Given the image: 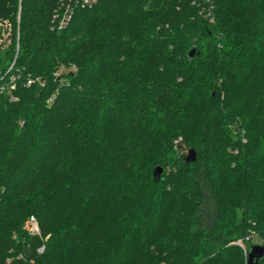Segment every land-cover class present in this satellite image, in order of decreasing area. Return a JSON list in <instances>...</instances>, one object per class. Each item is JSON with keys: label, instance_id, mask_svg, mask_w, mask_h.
<instances>
[{"label": "trees", "instance_id": "obj_1", "mask_svg": "<svg viewBox=\"0 0 264 264\" xmlns=\"http://www.w3.org/2000/svg\"><path fill=\"white\" fill-rule=\"evenodd\" d=\"M59 4L0 0V264H247L264 0H97L60 30Z\"/></svg>", "mask_w": 264, "mask_h": 264}, {"label": "built area", "instance_id": "obj_2", "mask_svg": "<svg viewBox=\"0 0 264 264\" xmlns=\"http://www.w3.org/2000/svg\"><path fill=\"white\" fill-rule=\"evenodd\" d=\"M97 3V0H60V4L58 7V10L56 14L54 15L53 20V28L57 29H63L65 28L73 19L75 15V11L78 8H89L94 6ZM213 7L209 6L206 7V14L211 17L212 20H214L213 16ZM31 80L29 81V84H31ZM14 88V86H12ZM23 229L25 232L30 236H41V227L37 220V218L34 215H31L28 217L24 223ZM238 245L243 247V239H239L236 242ZM45 244L41 245L37 248L35 253L42 254L45 251ZM22 257H24V254L22 253ZM33 257H31V262Z\"/></svg>", "mask_w": 264, "mask_h": 264}, {"label": "water", "instance_id": "obj_3", "mask_svg": "<svg viewBox=\"0 0 264 264\" xmlns=\"http://www.w3.org/2000/svg\"><path fill=\"white\" fill-rule=\"evenodd\" d=\"M195 49L190 52V56H194ZM197 152L194 148H190L187 152V156L185 158L186 162L191 163L197 160ZM163 173V168L161 166H157L154 170V179L158 181ZM23 254L26 260L30 259L34 256V250L30 248H25L23 250ZM264 256V245L262 244H252L249 248L247 255V264H258V261Z\"/></svg>", "mask_w": 264, "mask_h": 264}, {"label": "rangeland", "instance_id": "obj_4", "mask_svg": "<svg viewBox=\"0 0 264 264\" xmlns=\"http://www.w3.org/2000/svg\"><path fill=\"white\" fill-rule=\"evenodd\" d=\"M187 156V151H186V155ZM263 238L260 236V235H257V234H252V235H249L245 238V240L243 239V247L242 250H243V253L246 257V260H247V255H248V251H249V245L251 244H263Z\"/></svg>", "mask_w": 264, "mask_h": 264}]
</instances>
